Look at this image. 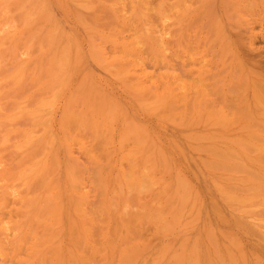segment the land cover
I'll use <instances>...</instances> for the list:
<instances>
[{"label":"rangeland","instance_id":"obj_1","mask_svg":"<svg viewBox=\"0 0 264 264\" xmlns=\"http://www.w3.org/2000/svg\"><path fill=\"white\" fill-rule=\"evenodd\" d=\"M119 1L114 5L112 3L114 0L110 1L109 3H112L113 6L107 1V5L110 8H115L124 0ZM177 1L180 5L179 9L177 7L176 9L172 8L173 10L169 8L165 12V16L170 18L167 25L172 26L167 29L168 35L163 37L164 53L166 61H169V65L171 64L170 66L175 70V75L177 77L179 75L180 85L183 84L186 89L182 86L184 90H178L181 93L182 98L180 96L179 98L182 101H178L170 108L165 107L149 112L146 111L145 106H141L143 96L137 91L134 93L135 89L131 88L133 86L128 84L130 86L129 94L126 92L129 89L126 90L123 89L124 86L123 88L120 86L127 84L125 83L127 81L122 80L123 82L120 81L119 85L116 68L114 69L116 74L114 71V75L108 73V69L111 71L116 67L115 65L111 64L105 67L108 70L106 71L103 67L108 63L105 62L106 64L104 63L105 65L100 67L102 65H100V61L97 60L94 64L96 61L94 57H100L99 54L97 55L95 52L92 56L90 55L93 53L92 51L97 50L94 48L97 46L96 44L102 45L101 41L97 42L96 40L93 48L90 45L89 41L93 42L92 36L96 32L102 31L105 36H109L110 34L107 33L110 32L114 35L116 29L123 26L118 23V28L113 16L112 19L108 18L107 14H112L111 10L108 9L109 12H107L104 8L107 14L103 12L101 15L96 13L99 10L89 11L94 7V10L105 11L103 8H96V5L82 3L83 6L75 1V5L77 4L75 6L74 3L71 4L74 0L71 3L69 0H55V2L51 0L52 3L50 0H43L42 6L44 7H41L45 8L46 6V8L41 10L43 13L40 11L39 17L45 16L42 15L45 12L49 14L46 17L48 22L54 23L55 28L58 26L57 32L62 34V37L66 36L65 39L68 38L71 43L69 56L72 57V53H74L72 60L69 57L70 61L68 62V64L73 63V67H70V64L67 72L65 71L66 76L62 82L64 85L62 84V88L58 89L56 99L61 103L59 98L64 100L67 95L72 97L73 105L71 103L69 112L73 117L69 116L67 118L69 121L66 118L64 121H60L61 113L58 109L60 104L55 108L52 105L50 110L46 109L43 111L44 114L42 113L41 119L44 122L35 124L27 116L33 110V107L28 104L33 99L39 98L40 85L38 82H33L28 73L17 76L19 79L15 82L11 77L18 72L11 71L4 89L6 99H3L2 103L13 109L21 104L20 110H23L22 112L16 110L19 109V105L15 108L14 112H17L15 115L17 117L10 119L7 122L8 125L6 124L7 127L5 126L0 134V170L4 169L13 173L16 175L15 177L17 174L22 175L20 179L11 181L12 187L20 197L27 199L44 193L53 196V202L50 201V205L53 207H50L48 213L35 219V222L30 224L31 227L27 226V233L28 228L32 230V233L29 232L32 235L29 240L33 239V241L30 243L34 242L35 249L37 248L38 253L42 257L44 256L47 264H63V262L64 264H188L189 262H191L189 264H255L254 261L264 264V0ZM146 2L148 3L147 9H154L153 12H155V7L160 0H147ZM181 2L184 6L182 8ZM48 3L50 6L47 5ZM78 4L85 9L78 8ZM150 4L151 6H149ZM26 9L28 11V7ZM151 9L148 10V12L151 11L150 15L153 13ZM17 15L19 14H16V17H18ZM34 16L31 17V22L37 19V15ZM53 17L55 20L52 19ZM41 18L33 23L40 21L44 23L46 19L41 20ZM94 19L96 21L99 19L101 22L96 24ZM59 20L67 26H63L65 24L62 25ZM31 22L28 24L29 27L32 26ZM48 22L45 21V26L41 23L43 24L40 25L41 27L33 25L35 28L38 27L37 30L33 29V32L36 31L35 35L42 33L47 28ZM113 22H116V25ZM99 23L102 24V29L107 31L111 29V31L105 32L98 29ZM95 26L99 31L95 32ZM112 26L117 27L114 29ZM92 27L94 30H90L93 33H90L89 37L88 29H93ZM31 28H29L30 34H28L34 39L35 35L33 32L31 33ZM39 29L42 30L39 32ZM60 29L62 32L58 31ZM65 29L69 34L68 37ZM70 31H72L71 34ZM98 33L95 36L97 40H99ZM126 33L128 34V32H124L122 35H127ZM35 39H39L40 41L38 40L37 43L40 42L41 45L44 43L43 40L41 43V38H37V36ZM34 42L36 41L32 40V47ZM73 44L78 46H74L73 49ZM43 45H46L44 51L39 50L41 47H37L38 44L34 45L38 52L40 51V53L35 52L36 54L42 56L49 51L52 54L55 53L56 49L55 51L51 50L55 42ZM88 48L90 51L92 48L89 55ZM107 49L106 52H109L110 47ZM79 50H81L80 55L78 54ZM144 53L142 58L145 57L144 64L148 71L155 75L163 73L162 69L165 70V68L162 66L160 70L155 68L152 57L146 54L147 52ZM46 55L44 58L48 61L49 55L48 57ZM83 62L88 63L87 66ZM74 68H77V71ZM71 69L74 71H70L71 74L76 75H70L69 70ZM113 72L111 71V73ZM198 73L201 75L199 76ZM87 74L96 78L97 82L99 81L98 83L101 84H99V89L103 90V94L108 95L109 93L111 97H114L112 99L117 100L116 102L112 101L113 105H116V112L113 111L112 116L116 119L110 121L109 133L106 131L99 133L98 130L96 133L99 135H97L94 132L95 129H92L91 125L88 126L89 123L86 124L88 121H85L86 114H90L91 109L88 110V106L83 104L82 98L79 97H82L80 95L84 92L86 83L82 84V80H87ZM68 75L71 76L70 80L66 79L64 82ZM113 76L117 77L115 78L117 80L114 81ZM198 76L200 78L197 79ZM121 79L119 77V80ZM66 83L69 84L65 86ZM81 84L82 86H80ZM78 86L79 89L84 87L83 90H79ZM111 97L109 96V98ZM144 101L147 105L153 104L152 100L145 99ZM84 105L86 106L84 107ZM174 108L175 112H173ZM248 110H251L253 113L251 118H254L249 121L247 118L250 115L245 117L248 115L245 114ZM262 112L263 114H261ZM92 114L87 118L92 120ZM43 116L48 117L42 118ZM254 120L258 122L255 123ZM62 123L65 128L61 127L64 126ZM127 123L135 124V127L143 132L142 138L137 140V136H133V126L131 130V126ZM41 125L47 126V129L44 130ZM127 128L129 129L127 130ZM55 132L56 134H54ZM25 133H28L27 136L32 133L33 136L30 138L32 137V142L36 141L34 143H37L35 146L38 148L41 146L42 138L43 146L46 144H51V146L47 147L46 145L43 149L41 148L42 150L39 148L41 152L43 151L42 155H40L41 152H38V157L31 160L28 157H31L29 153H32V149H34L35 154V150L38 148H33L34 143L31 145V151H24L21 148ZM118 133L119 135H117ZM46 134L53 136L54 140L51 139V143L45 142L44 144ZM115 134L116 137H114ZM145 138L148 139L145 140ZM48 139L46 138V140ZM201 139L206 142H200ZM102 141L104 145H102ZM197 146L202 149H204L203 147L206 149L208 146L210 151L208 150V153L200 152L201 148L198 150ZM213 148H218L220 152L217 150L218 154H216V149L213 152ZM43 158L47 159L46 170H39L31 175L32 165ZM144 159L147 163H144L142 169H136V171H141L140 174L148 177L147 182L150 179L148 185H151L146 186L145 189H139L138 185L136 187L133 181H129L131 179L128 175L132 176L135 172L133 168L137 167L138 163L143 162ZM201 159H207L209 162L207 163L206 160V164H204ZM212 161L214 162L212 163ZM250 173L255 176V178L253 176L255 185H259L255 194L250 191L248 193V188L244 187L245 185L242 183V180L251 177ZM231 178L232 180H230ZM226 186L230 188L226 189ZM239 197L245 198L244 200L249 202L244 204L242 203L244 201ZM237 198L240 205L236 201ZM240 201L244 205H241ZM13 206L18 208L20 204L16 203ZM55 206L57 207L55 208ZM238 207L239 210H245L243 214L238 213ZM251 208L257 212L252 209V212L254 211L252 213ZM248 210L251 212L250 215ZM246 211H248L247 214ZM259 220L261 224H259ZM71 233L75 235H71ZM27 238L25 246L29 241ZM84 239L85 243L82 246ZM211 241H214L213 244L217 247H214L213 244L211 247ZM85 244H89L91 252L85 251ZM78 247L80 248L78 249ZM57 250H59L60 257L54 256ZM71 252L72 255L74 253V257L70 254ZM68 253L71 257L68 256ZM83 253L84 261H80L83 260H79ZM21 254L24 255L23 250ZM22 256L20 257L22 258ZM182 256L183 258H181ZM57 257L58 260L59 258L63 259H60L62 263H58ZM51 258H54L51 260L53 263L48 261ZM73 258L78 261H74ZM260 258L263 259L256 260Z\"/></svg>","mask_w":264,"mask_h":264},{"label":"bare ground","instance_id":"obj_2","mask_svg":"<svg viewBox=\"0 0 264 264\" xmlns=\"http://www.w3.org/2000/svg\"><path fill=\"white\" fill-rule=\"evenodd\" d=\"M63 1H65V0H63ZM68 1V0H67ZM70 2L69 3H71V1L72 0H69ZM75 1H77V2H79L80 4H82V3H85V4H90L91 6L92 5H96V8H106V10H107V12H109L108 11V9H110L111 10V13L112 14H107V12H106V10L105 11H100L101 9H95L94 10V8H90V12H92V11H98L99 10V12H96V13H98V14H101V13H106L107 14V16H108V18H110V19H112V16H113V18H114V20L117 22V26H118V28H119V25H118V23L120 24V26L123 24V26L127 29H125L123 26L122 27H120L119 29H116L117 31H120V29H122L121 31H124V32H128V34L127 35H122V33H124V32H122L121 33V31H120V33L118 32L117 33V31H116V34L114 33V35L113 34H111V29H109L108 31L110 32V33H107V34H110L109 36L107 35V36H105V34H104V32H102V34H104V35H102V34H99V33H101V32H96L98 29H101V30H104V29H102V24L101 23H99V26H97V28H96V26H95V28H96V30H95V32H96V34H95V32H94V36H92L93 38H94V40H93V42H92V40L91 41H89L90 42V45L92 46V48H93V46H95V40L97 41V42H100L101 41V43H102V45H104V46H102L100 43L99 44H96L97 46H95L94 48L96 49L97 48V50H95V51H92V48H91V51L93 52V53H91L90 54V47L87 49L88 50V55L90 54L91 56L93 55V54H95V52H97L96 54L98 55V56H100V57H98V58H96V57H94V59L96 60H94L95 62H94V64L97 62V60L98 61H100L101 63H100V67H102L103 66V64L106 62V63H108V65L106 64V66H104L103 67V69H105L106 70V68L105 67H107V66H109V65H115L116 67H114V66H112V67H114V68H112L111 66V68H112V72L114 71V69L116 68L117 69V74H116V71H114L115 72V74H116V76L117 75H119V77H121L122 79L121 80H119V77L117 78V77H112L113 79H114V81L115 80H117L118 79V81H119V85H120V81H127V82H125V83H127V84H125V85H123V84H121L120 86H122V88H123V86H124V88L123 89H126V90H128L129 88H130V86L129 85H131V86H133V87H131V88H133V90L135 89V91H134V93H136V91H137V93L138 94H141V96H143V98H145V99H149L150 101L152 100L153 101V104H149V105H147V103L144 101L145 99H143L142 98V101H141V106H145L146 107V111H149V112H151V111H156V110H159V109H164L165 107L166 108H170L173 104H175V103H177L178 101H182V99H180V98H182L181 97V93L180 92H178V90L180 91V89H183L184 90V88L186 89V87L182 84V85H180V83H179V81H178V77H179V75H178V77L175 75V73H174V69L172 68V66H170L169 65V61H166V56H165V43H164V36L165 35H168V28L170 27V26H172V25H167V21H168V19H170V18H168V17H166L165 16V12L167 11V9H169V8H171V10H173L174 8L176 9V7H177V9H179L178 7H180V5H178V1L177 0H160V2L158 3V5H157V7H155L156 9H155V12H153V10L151 9V8H149V9H147V0H124L123 2H122V4H118L119 6H117V7H115V8H110V6H108L107 4L110 2V1H113V0H74V2H72L71 4H73L74 3V5H75ZM107 1H108V3H107ZM118 1L119 0H117V1H115L114 0V2H112L113 3V5L114 4H116V2L118 3ZM122 1V0H121ZM168 1H170V3H167ZM50 2H51V0H50ZM54 2H55V0H54ZM120 2V1H119ZM150 2V1H149ZM153 2V1H152ZM152 2H150V3H152ZM42 3H43V0H0V134L3 132V129L5 128V126H6V124H7V122L10 120V119H13L14 117H17V116H15V115H17L16 113V111L14 112V110H15V108H17V106L19 105H17V106H15L14 107V109L13 108H10V107H8L7 105H5L4 103H2V100L3 99H6V96H5V92H4V89H5V84H6V82H7V79L9 78V73L11 72V71H14L15 73H17L16 75H14L13 77H11V78H13V80L15 81V82H17L18 81V77L17 76H21L22 74H24V73H28L29 74V77H30V79L33 81V82H38L39 83V85H40V88H39V91H40V96H39V98L38 99H33L29 104H28V106L29 105H31L32 107H33V110L31 111V112H29L28 114H27V116L29 117V119H32L33 120V122L35 123V124H42L43 122H42V120L43 119H41V116L44 114V110H46V109H49L50 110V108H52L53 106H54V108L58 105V104H60L59 106H58V109L60 110L59 112L61 113V115H60V121H64V119L66 118V120H67V118L71 115V113L69 112L70 111V109H71V106L73 105V100H72V97H70V95H67V96H65L66 98H64V100H60V99H62V98H59V101L61 102V103H59L58 102V100H56L57 99V93H58V89H60V87L62 88V86L64 85L62 82H63V78H64V76H66L65 75V71L66 70H68L67 68H68V66L71 64H68V62L70 61L69 60V54L68 53H70V48H71V43H70V41H69V39L67 40V39H65L66 38V36H63L62 37V34H60L59 32H57V30L56 29H58V26H57V28H55V24L53 25V24H51V23H49L48 22V20H47V18L46 17H48V13H46L45 12V14H42V15H45V16H42V18L41 17H39V14H40V11L41 10H45V8H46V6H45V8H42V7H44V6H42ZM52 3V2H51ZM66 3V2H65ZM68 3V4H69ZM112 3H109L110 5H112ZM121 3V2H120ZM56 5H57V3H55ZM62 4V3H61ZM70 4V5H71ZM167 4V5H166ZM47 5H49V3L47 4ZM59 5H60V3H59ZM66 5H67V3H66ZM70 5H68V6H70ZM77 5V4H76ZM75 5V6H76ZM83 5V4H82ZM80 6L79 4H78V8H80L81 7V9L83 8V6ZM112 5V6H113ZM181 5H182V2H181ZM254 5V4H253ZM42 6V7H41ZM50 6V5H49ZM111 6V7H112ZM149 6H151V4L149 5ZM26 7H28V11H26L27 9H26ZM60 7V6H59ZM71 7H73V6H71ZM182 7H184L183 5L181 6V8ZM42 8V9H41ZM173 8V9H172ZM25 9V10H24ZM49 9H50V7H49ZM73 9H74V7H73ZM75 9H77V8H75ZM83 9H85V8H83ZM82 9V10H83ZM152 10V15H150L151 14V11H149L148 12V10ZM16 10V11H15ZM20 11L19 13L17 12V11ZM92 10V11H91ZM47 11H49V10H47ZM168 11H170V10H168ZM15 14H14V13ZM17 12V13H16ZM70 12V11H69ZM13 13V14H12ZM41 13H43V11H41ZM16 14H19V15H17L18 17H16ZM37 15V19L38 18H41V20H44V19H46V20H44V23L43 22H41V23H43L44 24V26H45V21H47L48 23H47V28H45V30H43L42 31V33H39L41 30L39 29L38 31H37V33H39V34H36L35 35V32L36 31H34L33 32V29L36 27V26H40V25H43V24H41L40 22H35V24L33 23V21H36L35 19L31 22V17L33 18V16L34 15ZM46 14H47V16H46ZM91 14V13H90ZM93 14V13H92ZM15 17H14V16ZM61 16H62V14H60ZM97 15V14H96ZM102 15V14H101ZM66 16H68V15H66ZM111 16V17H110ZM150 16H151V18H150ZM152 16H153V18H152ZM35 17V16H34ZM44 17V18H43ZM63 17V16H62ZM60 18V17H59ZM58 18V19H59ZM52 19H54L55 20V18L53 17ZM50 20V19H49ZM53 20V21H54ZM61 20V19H60ZM59 20V21H60ZM95 21H96V19H94ZM39 21V20H38ZM52 21V22H53ZM57 21V20H56ZM31 22V24H32V26L31 27H33V25H35V27H33V28H31V27H29V23ZM61 22V21H60ZM67 22V21H66ZM97 22H101V20L99 21V19H97V21H96V24H98ZM116 22H113V23H115L114 25H116ZM38 23H40L39 25H37ZM62 23V22H61ZM64 23V22H63ZM63 23H62V25H63ZM65 24V23H64ZM71 24V23H70ZM74 24V23H73ZM101 24V25H100ZM57 25V24H56ZM44 26H42V28L44 27ZM63 26H67L66 24L65 25H63ZM117 26H112L114 29L117 27ZM31 28V33L33 32L34 33V35H35V37L37 36V38H41V43H42V40H43V42L45 43V44H48V43H54L55 42V47L53 46L52 48H51V50L52 49H54V51H55V49H56V51H55V53H51V51H49V52H46V56L48 57V55H49V57H50V55H52V57H48V61H46L47 59H45L44 57H45V55H44V57H42V56H40V55H38V54H36V53H40V51L38 52V49H36L35 47H34V45L35 44H38L39 46H37V47H41V48H39V50L41 49V50H43L44 48H45V46L46 45H41L40 44V42H38L37 43V41L39 40V39H35V37H34V39H32V36H30L29 34V28ZM38 27L37 28H35V30H37L38 29ZM41 27V26H40ZM85 27V26H84ZM63 28V27H62ZM76 28V27H75ZM93 29H91V28H89L88 30V34L87 35H89L90 33H93V32H90V30L92 31V30H94V27H92ZM44 29V28H43ZM66 29H68L67 27H66ZM66 29H65V31H66ZM125 29V30H124ZM63 30V29H62ZM69 30V29H68ZM58 31H61V29L60 30H58ZM99 31V30H98ZM105 32H108L106 29L104 30ZM62 32V31H61ZM67 32V31H66ZM66 32H64V33H66ZM71 32L72 31H70V34H71ZM77 32V31H76ZM29 33V34H28ZM78 33V32H77ZM77 33H76V35H77ZM97 33L99 34L98 35V37H99V40H97V37L95 38V36L97 35ZM73 34V33H72ZM64 35H66V34H64ZM93 35V34H92ZM69 36V34H68V32H67V37ZM80 37V36H79ZM86 37V36H85ZM89 37H90V35H89ZM88 37V38H89ZM91 37V38H92ZM70 38V37H69ZM73 38H74V36H73ZM77 39V38H76ZM87 39V38H86ZM32 40L34 41H36V42H34L33 43V47H32ZM72 40H74V39H72ZM71 40V42H74V41H72ZM40 41V40H39ZM77 41H79V40H77ZM87 41V43H89L88 42V39L86 40ZM91 42H92V44H91ZM75 43V42H74ZM94 43V44H93ZM80 44V43H79ZM82 44V43H81ZM107 44V45H106ZM41 45V46H40ZM109 45V46H108ZM44 46V47H43ZM74 46H78V45H75V44H73V49H74ZM81 47V46H80ZM79 47V48H80ZM104 47H106V48H104ZM108 47H110V51L109 52H106L108 49ZM164 47V48H163ZM34 48V49H33ZM47 48H49V47H47ZM79 48H76L77 50L79 49ZM82 48V47H81ZM34 51H33V50ZM46 49V48H45ZM44 49V50H45ZM107 49V50H106ZM43 50V51H44ZM94 50V49H93ZM47 51V50H46ZM166 51H167V49H166ZM33 52H34V54H33ZM36 52V53H35ZM73 52V51H72ZM80 52H81V50H79V55H80ZM143 52V53H142ZM144 52H147L146 54H149L152 58V61H153V65L154 66H156L155 68H157L158 70H160V67L162 66L163 68H165V70L164 69H162V71H164L163 73H158L157 75H155V74H153V73H151V72H149L148 71V69H147V66L144 64L145 63V60H144V58H142L144 55L143 54H145ZM36 54V55H35ZM73 54L74 53H72V57H73ZM141 54H142V56H141ZM81 55H82V53H81ZM83 56V55H82ZM82 56H81V58H82ZM72 57H70V59L72 60ZM43 58V59H42ZM87 58H89V56H87ZM90 59V58H89ZM102 59V60H101ZM85 60H86V58H85ZM84 60V61H85ZM91 60V59H90ZM88 61V60H87ZM84 63V62H83ZM93 63V62H92ZM73 64V63H72ZM71 64V66L70 67H73V65ZM76 64V63H75ZM84 64H86V63H84ZM88 64V63H87ZM87 64H86V66H87ZM104 64V65H105ZM81 66V65H80ZM169 66V67H168ZM99 67V68H100ZM161 67V68H162ZM79 68V67H78ZM88 68V67H87ZM75 70L77 69V68H74ZM82 69H83V67H82ZM85 69V68H84ZM102 69V68H101ZM102 69V70H103ZM73 69H71V70H69V72L70 71H72ZM109 70V71H108ZM108 70H106V71H108V73H110L111 75L113 74L114 75V72L113 73H111V71H110V69H108ZM77 71V70H76ZM67 72V71H66ZM69 72H68V74H69ZM72 72H74V71H72ZM77 73V72H76ZM88 73V72H87ZM93 73V72H92ZM73 74L74 73H72L71 74V72H70V75H72L73 76ZM78 74H80V73H78ZM85 74V73H84ZM199 74V76L201 75L200 73H198ZM74 75H76V74H74ZM82 75V74H81ZM109 75V74H108ZM111 75H110V77H111ZM80 76V75H79ZM78 76V77H79ZM197 77V79L198 78H200V77ZM258 76V75H257ZM70 77L71 76H69L68 75V77L67 78H65V80H64V82H66V79L67 80H70ZM77 77V78H78ZM75 78H76V76H75ZM115 78H117V79H115ZM189 78V77H188ZM96 79V78H95ZM94 79V77H92L91 75H89V74H87V82L86 81H84V79L82 80L83 82H82V84H85L86 83V86H85V88H84V90H83V88H81L83 91V94H81L80 96H82V97H79V98H82V103L84 104H86L88 107H87V109L88 110H90L89 112H90V114L88 113V114H86V118L89 116V115H91L92 113H96V115H97V113H98V116H96V115H94V114H92V120H90V119H86L85 118V121L86 120H88L87 122H86V124L87 123H89V124H87L88 126L89 125H91V128L92 129H95V134H97L96 133V131H98L99 133H100V131H103V132H107V133H109V130H108V127H109V125H110V121L112 122V121H114L115 119H114V116H112L113 115V111H115L116 112V105L114 104L113 105V103H112V101L114 100V99H112V98H114V97H111V94L109 95V93H108V95L106 96L105 94H103L102 93V91L103 90H101V89H99V84L100 83H98L96 80ZM102 79V78H101ZM182 80V79H181ZM180 80V81H181ZM75 81V80H74ZM122 81V82H123ZM197 81H199V80H197ZM197 81H195V82H197ZM202 81H204V80H202ZM254 81V80H253ZM72 82H73V80H72ZM71 82V83H72ZM76 83H77V81H76ZM63 84V85H62ZM69 84V83H68ZM67 83H66V85L65 86H67L68 85ZM82 84L80 85V86H82ZM117 84H118V82H117ZM129 84V85H128ZM187 84V83H186ZM197 84V83H196ZM202 84V83H201ZM61 85V86H60ZM71 85H73V83L71 84ZM71 85H69V86H71ZM101 85V84H100ZM114 85V84H113ZM126 85H128L127 87H125ZM200 85V84H199ZM204 85V84H203ZM202 85V86H203ZM74 86H75V83H74ZM182 86H184V88L182 87ZM197 86V85H196ZM72 87V86H71ZM199 87H201V86H199ZM68 88V87H67ZM73 88V87H72ZM69 89V88H68ZM78 89H79V86H78ZM81 89H79V90H81ZM103 89V88H102ZM120 89V88H119ZM200 89V88H199ZM65 90V89H64ZM70 90H71V88H70ZM105 90V89H104ZM125 90V91H126ZM132 90V89H131ZM30 91V90H29ZM106 91V90H105ZM129 91V92H128ZM128 91H126L127 93H129L130 94V89L128 90ZM71 92V91H70ZM184 92H186V91H184ZM196 92V91H195ZM195 92H193V93H195ZM134 93H133V95H134ZM180 93V94H179ZM62 94V93H61ZM125 94V93H124ZM196 94H198L197 92H196ZM202 94V93H201ZM195 95V94H194ZM9 96V95H8ZM60 96V95H59ZM109 96L111 97V98H109ZM138 96V95H137ZM179 96H180V98H179ZM41 97V98H40ZM139 97H140V95H139ZM136 98H138V97H136ZM257 98V97H256ZM67 99V100H66ZM110 99H111V101H110ZM257 100V99H256ZM81 101V100H80ZM115 102L117 101L116 99L114 100ZM71 103H72V105H71ZM179 104V103H178ZM182 104V103H181ZM11 105V104H10ZM9 105V106H10ZM21 105V104H20ZM18 106V108L19 109H16L17 111L18 110H20V108H22L21 106ZM53 105V106H52ZM86 105H84V107L86 106ZM170 105V106H169ZM30 106V107H31ZM52 106V107H51ZM176 107V106H175ZM178 107V106H177ZM90 108V109H89ZM58 109L56 108V110L58 111ZM93 109V110H92ZM23 110V109H22ZM22 110H20V112H22ZM55 110V111H56ZM85 110V109H84ZM127 111V110H126ZM83 112V111H82ZM128 112V111H127ZM173 112H175V108H174V110H173ZM248 112H251V110L249 111H247V113L245 112V114H248V115H245V117L246 116H248L249 117V115H250V117L249 118H247L248 119V121H249V119L251 120V119H254L253 117L251 118V114H253L252 112L251 113H248ZM43 113V114H42ZM110 113V114H109ZM146 113V112H145ZM19 114V113H18ZM21 114V113H20ZM54 114V113H53ZM261 114H263V112L261 113ZM46 115V114H45ZM74 115V114H73ZM80 115H82V114H80ZM79 115V116H80ZM155 115V114H154ZM153 115V116H154ZM257 115V114H256ZM75 116V115H74ZM261 116V115H260ZM25 117H26V115H25ZM44 117H48V116H43L42 118H44ZM70 117H73V116H70ZM82 117V116H81ZM117 117V116H116ZM155 117H157L156 115H155ZM75 118H77V117H75ZM124 118V117H123ZM177 118V117H176ZM187 118V117H186ZM185 118V119H186ZM264 118V117H263ZM53 119V118H52ZM77 119H79V118H77ZM81 119V118H80ZM188 119V118H187ZM259 119V118H258ZM121 120H122V118H121ZM120 120V121H121ZM246 120V119H245ZM49 121V120H48ZM67 121H69V120H67ZM67 121H65L66 123H67ZM84 121V120H83ZM84 121V122H85ZM91 121V122H90ZM132 121V120H131ZM182 121V120H181ZM194 121V120H193ZM253 121V120H252ZM254 121H256V120H254ZM70 122H71V120H70ZM76 122V121H75ZM127 122V121H126ZM185 122V121H184ZM258 121H256L255 123H257ZM55 123V122H54ZM65 123V124H66ZM91 123V124H90ZM129 123H130V121H129ZM134 123V122H133ZM144 123V122H143ZM190 123H192L191 121H190ZM253 123V122H252ZM48 124V123H47ZM47 124H45V125H47ZM61 124V123H60ZM200 124V123H199ZM198 124V125H199ZM215 124V123H214ZM8 125V124H7ZM45 125H41V126H43V129L45 130V128L47 129V126H45ZM54 125V124H53ZM62 125H64L63 123H62ZM67 125H68V123H67ZM86 125V126H87ZM117 125V124H116ZM127 125H129L128 123H127ZM203 125V124H202ZM61 126V125H60ZM112 126H113V124H112ZM129 126H131V130H132V126H133V133H134V135L133 136H137L136 137V139L138 140V138H142V136H143V132L142 131H140L139 130V128L138 127H135V124H133V125H129ZM138 126V125H137ZM259 126V125H258ZM7 127V126H6ZM62 128L64 127L65 128V125L64 126H61ZM114 127V126H113ZM123 127V126H122ZM139 127H140V125H139ZM185 127V126H184ZM217 127V126H216ZM256 128V127H255ZM52 129V128H51ZM53 129H54V127H53ZM97 129V130H96ZM119 129V128H118ZM122 129V128H121ZM121 129H120V131H121ZM129 128H127V130H128ZM147 129V128H146ZM260 129V128H259ZM68 130H69V128H68ZM130 130V131H131ZM194 130V129H193ZM201 130V129H200ZM52 131V130H51ZM146 131V130H145ZM144 131V132H145ZM148 131V130H147ZM117 132H118V130H117ZM187 132V131H186ZM48 133H50V132H48ZM99 133L97 134V135H99ZM102 133V132H101ZM128 133V132H127ZM130 133V132H129ZM27 134L28 133H25V134H23V138H22V143H21V148L25 151H28V150H30L31 151V145L34 143V142H36V141H34V142H32V140H31V138H30V136H33V135H31V134H29L28 136H27ZM45 134V133H44ZM53 134V133H52ZM54 134H56V132L54 133ZM103 134H105V133H103ZM102 134V135H103ZM131 134V133H130ZM147 134V133H146ZM145 134V135H146ZM149 134V133H148ZM25 135V136H24ZM117 135H119V133L117 134ZM127 135V134H126ZM189 135V134H188ZM201 135V134H200ZM2 136V135H1ZM95 136V135H94ZM148 136V135H147ZM185 136V135H184ZM190 136V135H189ZM198 136V135H197ZM43 137V136H42ZM48 139V140H46V138ZM44 138H45V140H44V144H45V142L46 143H49L50 141H51V139H52V141L54 140L52 137H51V134H49V135H47L46 134V136H45ZM114 137H116V134L114 135ZM202 137V136H201ZM203 137H205V136H203ZM207 137V136H206ZM214 137V136H213ZM34 138H35V136H34ZM41 138V137H40ZM40 138H39V140H40ZM123 138V137H122ZM2 139H4L3 137H2ZM146 139H148V138H145V140ZM188 139H189V137H188ZM191 139V138H190ZM204 139V138H203ZM213 139V138H212ZM224 139V138H223ZM34 140V139H33ZM42 140H43V138H42ZM42 140H40L41 142H42ZM143 140V139H142ZM152 140V139H151ZM202 140V139H201ZM225 140V139H224ZM227 140V139H226ZM39 141V142H40ZM51 141V142H52ZM59 141V140H58ZM120 141H121V139H120ZM153 141V140H152ZM195 141V140H194ZM197 141V140H196ZM203 141H205V140H202V141H200V142H203ZM209 141H211V140H209ZM215 141V140H214ZM221 141H222V139H221ZM40 142V149L42 148L43 149V147H46V145H44L43 146V142L41 143ZM50 142V143H51ZM100 142V141H99ZM145 142V141H144ZM206 142V141H205ZM54 143V142H53ZM98 143V142H97ZM102 143H103V141H102ZM35 144H37V143H34L33 145H34V147L33 148H38V146H35ZM56 144H57V142H56ZM101 144V143H100ZM53 145V144H52ZM102 145H104V143L102 144ZM154 145H156V144H154ZM48 146H51V144H49V145H47V147ZM106 146V145H105ZM58 147H59V145H58ZM208 147V146H207ZM206 147V149H205V147H203L204 149H205V151L207 150V152H205L204 151V149H202V147H199V146H197L196 148H198V150L200 149V152H204V153H208V150H209V148H207ZM37 149V150H35V154H34V149H32V153H29L30 155H31V157L32 156H35L34 158L32 157H30V156H28L29 157V159H31V160H34V159H36L38 156L37 155H39V154H37L38 152L40 153L41 152V150L40 149ZM54 149H55V147H53ZM140 148V147H139ZM45 150L44 151H46V148H44ZM48 149V148H47ZM152 149V148H151ZM211 149V148H210ZM214 149H216V152L214 151ZM163 150V149H162ZM217 150H218V148H213L212 149V151L213 152H215L216 154H218V152H217ZM48 151V150H47ZM57 151V150H56ZM141 151V150H140ZM210 151V150H209ZM211 151V152H212ZM219 151V150H218ZM50 152V151H49ZM55 152V151H54ZM110 152H112V151H110ZM199 152V153H200ZM220 152V151H219ZM42 153H43V151L40 153V155H42ZM155 153V152H154ZM160 153V152H159ZM109 154V153H108ZM149 154V153H148ZM147 154V155H148ZM211 154V153H210ZM209 154V155H210ZM54 155V154H53ZM205 155V154H204ZM207 155V154H206ZM215 155V154H214ZM109 156V155H108ZM107 156V157H108ZM217 156V155H216ZM206 157V156H205ZM136 158V157H135ZM220 158V157H219ZM219 158H217V159H219ZM49 159V158H48ZM203 159V158H202ZM201 159V160H202ZM170 160V159H169ZM206 160L207 159H205V160H202V162H204V164H206L205 162H206ZM48 161H50V160H48ZM141 161H143V160H141ZM164 161V160H163ZM36 162V161H35ZM34 162V163H35ZM209 161L207 160V163H208ZM210 162H211V160H210ZM214 161H212V163H213ZM144 163L146 164L147 162H146V160L144 159V161L143 162H139L138 163V166L137 167H134L133 169L135 170V172L132 174V176L131 175H128L129 176V178L131 179V180H129V181H133V184H135L136 185V187H137V185H138V188L139 189H145L146 188V186H150L151 184H149L148 185V183H149V181H150V179H148L149 181L147 182V178H146V176L145 175H143L142 173L140 174V172L141 171H138L139 169H142V167L144 166ZM159 163H160V161H159ZM2 164V163H1ZM202 164V163H201ZM217 164V163H216ZM233 164V163H232ZM167 165V164H166ZM209 165H211V164H209ZM225 165V164H224ZM224 165H223V168H225L224 167ZM112 166V165H111ZM212 166V165H211ZM211 166H210V168H211ZM214 166V165H213ZM217 166V165H216ZM222 166V165H221ZM226 166H228V165H226ZM47 167V159L46 158H43V160H38L37 162H36V164H33L32 165V167H31V170H30V174L32 175L34 172H37V171H39V170H44L45 168ZM51 166L49 165V168H50ZM146 167V166H145ZM151 167V166H150ZM159 167H160V165H159ZM163 167V166H162ZM172 167V166H171ZM244 167H245V165H244ZM243 167V170H245V168ZM131 168V167H130ZM169 168V167H168ZM205 168V167H204ZM214 168V167H213ZM219 168V167H218ZM1 169V168H0ZM136 169H138L137 171H136ZM206 169V168H205ZM4 169H2V170H0V264H47V263H45V260H44V256L42 257L39 253H38V251L35 249V245H34V242L33 243H30V242H32L33 241V239L30 241L29 240V238L31 239L32 238V235H30L31 233H32V230H30L29 228H28V233L29 232H31V233H29V235H27L28 233H27V226H30V224L31 223H33V222H35V219H38L40 216H42V215H44V214H46V213H48V211H49V209H51L50 207H53L52 205H50V201H52V199H53V196L51 195V196H49L48 194H46L45 195V193L44 194H42V195H40V196H34V197H30V198H27V199H25V197H20L19 196V194H17L16 193V191L14 190V188L12 187V185H11V181L12 180H14V179H20L21 178V176L19 175V174H17V177H15L16 175L15 174H13V173H10V172H7V171H3ZM46 170V169H45ZM145 170V169H144ZM143 170V171H144ZM152 170V169H151ZM214 170H216V169H214ZM222 170V169H221ZM247 170V169H246ZM42 171H40V172H42ZM114 171V170H113ZM210 171V170H209ZM218 171V170H217ZM225 172H227L226 170H224ZM248 171H250L249 169H248ZM129 172V171H128ZM131 172V171H130ZM216 172V171H215ZM229 172H231V171H229ZM240 172V171H239ZM246 172V171H245ZM24 173H25V171H24ZM219 173V172H218ZM222 173V172H221ZM232 173V172H231ZM230 173V174H231ZM238 173V172H237ZM29 174V175H30ZM38 174V173H37ZM170 174V173H169ZM229 174V173H228ZM235 174V173H234ZM248 174V173H247ZM255 174V173H254ZM232 175H233V173H232ZM126 176V175H125ZM229 176V175H228ZM237 176H238V174H237ZM248 176H249V174H248ZM248 176H247V178H248ZM250 176L251 177H249L248 179H245L244 181L242 180V183L245 185L244 187H247L248 189H247V192L248 191H250V192H254V194L256 193L255 191H256V188L259 186H257V185H255V181H253V179L255 178V176L253 175V173H250ZM253 176H254V178H253ZM257 176V175H256ZM261 176V175H260ZM169 177H170V175H169ZM245 177V176H244ZM26 178V177H25ZM37 178V177H36ZM123 178H125V177H123ZM236 179V178H235ZM170 180H172V179H170ZM227 180V179H226ZM230 180H232V178L230 179ZM234 180V179H233ZM175 181V180H174ZM213 181V180H212ZM231 182V181H230ZM234 182V181H233ZM151 183V182H150ZM216 183V182H215ZM239 183H240V181H239ZM174 184V183H173ZM241 184V183H240ZM216 185V184H215ZM176 186H177V184H176ZM237 186V185H236ZM133 187V186H132ZM136 187H134V189H136ZM219 187V186H218ZM137 188V189H138ZM178 188H180V187H178ZM228 187L226 186V189H227ZM230 188V187H229ZM228 188V189H229ZM138 189V190H139ZM235 189V188H234ZM177 190V189H176ZM239 190V189H238ZM259 190V189H258ZM234 191V190H233ZM236 191V190H235ZM241 192V191H240ZM258 193H259V191H257ZM249 193V192H248ZM41 194V193H40ZM48 195V196H47ZM259 195V194H258ZM239 199H241L240 197H239ZM245 198H243V199H241L242 201H244V202H242V201H240V203L242 202V203H248V202H246L245 200H244ZM247 199V198H246ZM55 201H56V198L54 199ZM249 200V199H248ZM260 200V199H259ZM54 201V202H55ZM236 201H238V204H239V200H238V198L236 199ZM250 201H253V200H250ZM53 202V201H52ZM20 204V207H18V208H16V207H14L13 205H15V204ZM56 203V202H55ZM241 203V205H244V204H242ZM43 204V205H42ZM259 204H261V203H259ZM262 204H263V202H262ZM9 205H10V207H9ZM12 205V206H11ZM54 205V204H53ZM240 205V204H239ZM42 206V207H41ZM9 207V208H8ZM57 206H55V208H56ZM66 207V206H65ZM252 209L253 208H251L250 210H251V212H252ZM238 213H241V214H243V212L245 211H243V210H239V207H238ZM247 210V209H246ZM254 210V209H253ZM242 211V212H241ZM249 211V210H248ZM248 211H246V214L248 213ZM254 211H256V210H254ZM253 211V212H254ZM250 212V211H249ZM251 212L249 213V215L251 214ZM252 212V213H253ZM257 212V211H256ZM246 214H244V216H246ZM253 215V214H252ZM256 215H258V214H256ZM255 215V217L256 218H258L257 216ZM264 215V214H263ZM252 217V216H251ZM263 217V216H262ZM122 218V217H121ZM137 218V217H136ZM261 218V217H260ZM259 218V219H260ZM264 218V217H263ZM123 219V218H122ZM262 219V218H261ZM63 220V219H62ZM72 220V219H71ZM250 220V219H249ZM252 220H253V217H252ZM252 220H250V221H252ZM38 222V221H37ZM40 222V221H39ZM253 222V221H252ZM261 221L259 220V224H261L260 223ZM254 223H256V222H254ZM64 224V223H63ZM210 224V223H209ZM263 225V224H262ZM262 225H260V226H262ZM256 227H257V225H255ZM264 226V225H263ZM262 226V227H263ZM31 227V226H30ZM73 227H74V225H73ZM72 229H74V228H72ZM71 229V230H72ZM210 229H211V227H210ZM209 229V230H210ZM74 232V231H73ZM78 232V231H77ZM209 232V231H208ZM263 232V231H262ZM76 233V232H75ZM209 234V233H208ZM65 235V234H64ZM71 235H75V234H72L71 233ZM80 235V234H79ZM27 236H28V238H27ZM79 237V236H78ZM26 238L29 240L28 241V244H27V246H25V242L27 241L26 240ZM212 238V237H211ZM35 240H36V238H34ZM227 239V238H226ZM190 240V239H189ZM197 240V239H196ZM216 240H217V238H216ZM215 240V241H216ZM80 241V240H79ZM89 241V240H88ZM102 241V240H101ZM195 242V241H194ZM213 242L214 241H211V243H210V246L213 244ZM79 243V242H78ZM83 243H85V239L83 240V242H82V246H83ZM216 243V242H215ZM233 243V242H232ZM92 244V243H91ZM193 244V243H192ZM231 244V243H230ZM234 244V243H233ZM233 244H232V246H233ZM239 244V243H238ZM78 245V244H77ZM194 245V244H193ZM214 245V247H217V246H215V244H213ZM217 245V244H216ZM60 246V245H59ZM79 246V245H78ZM89 246V244H85V247L87 248ZM198 246V245H197ZM73 247H74V245H73ZM193 247V246H192ZM212 247V246H211ZM39 248V247H38ZM60 248V247H59ZM58 248V249H59ZM67 248V247H66ZM80 247H78V249H79ZM85 248V251H87V250H89L90 251V248L91 247H88V249H86ZM236 248V247H235ZM194 249V248H193ZM216 249V248H215ZM22 250H23V252H24V255L23 254H21L22 253ZM70 250V249H69ZM58 251L59 250H57L56 252L57 253H54L55 255L54 256H59L60 257V255L58 254ZM68 251V250H67ZM79 251V250H78ZM77 251V252H78ZM80 251H82V250H80ZM84 251V250H83ZM84 251V252H85ZM195 251V250H194ZM54 252V251H53ZM88 252V251H87ZM91 252V251H90ZM60 253V252H59ZM216 253V252H215ZM71 255H72V252L70 253ZM69 253H68V256H70L71 257V255H70ZM79 254H80V252H79ZM87 255H88V253H86ZM98 254V253H97ZM192 254V253H191ZM217 254H218V252H217ZM222 254V253H221ZM251 254V253H250ZM263 254V253H262ZM23 255V256H22ZM52 255V254H51ZM73 255H74V253H73ZM72 255V257H74ZM193 255H194V252H193ZM211 255V254H210ZM241 255H243V254H241ZM259 255V254H258ZM20 256H22V258L20 257ZM25 256V257H24ZM47 256V255H46ZM53 256V257H54ZM83 256H84V253H83V255H82V258H79V260L80 259H83ZM195 256V255H194ZM52 257V256H51ZM177 257V256H176ZM254 257V256H253ZM48 258H50V257H48ZM47 258V259H48ZM54 258H56V257H54ZM54 258H51V259H49L48 261H50V263H53L51 260L52 259H54ZM181 258H183V256L181 257ZM195 258V257H194ZM246 258V257H245ZM255 258V257H254ZM46 259V260H47ZM61 258H59V260H58V257H57V260L59 261L58 263H60L61 262V260H63V259H61ZM74 259V261H78V260H76L75 258H73ZM72 259V260H73ZM197 259V258H196ZM244 259V258H243ZM263 259V258H262ZM261 258L260 259H256V260H262ZM72 260H70V261H72ZM219 260V259H218ZM74 261H72V262H74ZM80 261H84V259L83 260H80ZM220 261H222V260H220ZM229 261H231V260H229ZM192 262H195V261H193L192 260ZM216 262V261H215ZM255 262V264H258L257 263V261H254ZM62 263V262H61ZM69 263V262H68ZM75 263V262H74ZM189 263H191V262H189ZM188 263V264H189ZM221 263V262H220ZM63 264H64V262H63ZM70 264V263H69ZM78 264V263H77ZM91 264V263H90ZM125 264V263H124ZM185 264V263H184ZM246 264V263H245Z\"/></svg>","mask_w":264,"mask_h":264}]
</instances>
